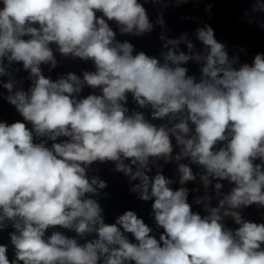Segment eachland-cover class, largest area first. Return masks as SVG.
Segmentation results:
<instances>
[{
    "label": "clouds",
    "instance_id": "1",
    "mask_svg": "<svg viewBox=\"0 0 264 264\" xmlns=\"http://www.w3.org/2000/svg\"><path fill=\"white\" fill-rule=\"evenodd\" d=\"M189 2L0 0V101L20 117L0 119V264H264V222L243 215L264 210V52L230 58L208 24L196 30L203 51L187 33L161 32L159 56L118 39L166 30L164 12L151 22L145 4ZM235 2L264 32V0ZM54 52L94 70L46 76ZM95 162H113L128 193L151 201L154 227L131 209L106 221ZM197 177L203 195L186 186Z\"/></svg>",
    "mask_w": 264,
    "mask_h": 264
}]
</instances>
